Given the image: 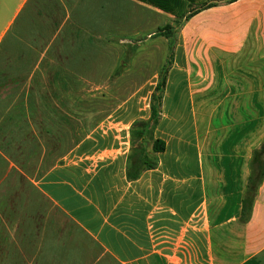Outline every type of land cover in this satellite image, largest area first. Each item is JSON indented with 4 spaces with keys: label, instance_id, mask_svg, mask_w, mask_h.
Returning a JSON list of instances; mask_svg holds the SVG:
<instances>
[{
    "label": "crops",
    "instance_id": "1",
    "mask_svg": "<svg viewBox=\"0 0 264 264\" xmlns=\"http://www.w3.org/2000/svg\"><path fill=\"white\" fill-rule=\"evenodd\" d=\"M242 5L245 16L219 22L246 23L252 48L262 51L259 65L254 50L240 65L226 58L238 48H202L205 30L193 18L178 31V48L171 52L168 40L155 35L160 27L148 34L165 40L164 60L172 61L153 134L165 150L153 154L150 144L154 168L128 181L130 127L140 117L126 122L125 112H117L122 107L106 113L104 100L89 91L103 89L113 74L118 80L141 75L153 64L148 55L159 53L143 50L140 38H127L126 26L136 16L116 24L107 0H0V45L5 42L13 65L21 59L31 74L78 75L73 87L83 95L71 104L92 113L75 120L93 122L44 176L26 178L38 194H20L14 179L0 181V264H193L196 252L199 264H264V182L250 219L239 221L252 153L264 144V0L227 6ZM120 27L115 45L110 35ZM175 73L181 75L178 86ZM176 101L189 103L188 115L164 112V102L170 107ZM14 169L9 162L8 170ZM175 251H184L183 260Z\"/></svg>",
    "mask_w": 264,
    "mask_h": 264
},
{
    "label": "trees",
    "instance_id": "2",
    "mask_svg": "<svg viewBox=\"0 0 264 264\" xmlns=\"http://www.w3.org/2000/svg\"><path fill=\"white\" fill-rule=\"evenodd\" d=\"M174 17L173 26L166 24L158 28V37L168 40L171 52L180 28L191 17L203 10L217 6L210 1L198 9L187 6L198 0H136ZM238 0H226L232 4ZM192 6V5H191ZM14 66L7 56L5 42L0 45V181L16 180L14 188L21 192L38 194L36 187L26 178L39 179L44 176L63 156L68 154L90 130L87 121L77 122V116L91 112L90 107L72 105L82 98L83 93L74 88L78 75L70 73L31 74L24 68L23 61ZM166 70L151 94L148 119H138L130 127L132 150L128 157L126 177L136 180L145 170L154 168L149 158L147 145L151 141V152L162 153L165 143L153 139L160 122L162 95L165 93ZM76 117V118H75ZM18 170H8V163ZM250 175L241 200L239 221L250 219L258 188L264 182V144L255 149L249 163ZM25 190V191H24Z\"/></svg>",
    "mask_w": 264,
    "mask_h": 264
},
{
    "label": "rangeland",
    "instance_id": "3",
    "mask_svg": "<svg viewBox=\"0 0 264 264\" xmlns=\"http://www.w3.org/2000/svg\"><path fill=\"white\" fill-rule=\"evenodd\" d=\"M108 4L113 7L111 14L115 15L116 24H121L120 21L126 15L130 17L136 16L137 22L130 21V23L126 26L128 30H130V34H128L127 38L135 39L140 38L142 42V49L143 50H152L153 52L157 51L159 54H150L148 55L150 59H152V63L150 66L145 67L147 73L144 74H130L125 75L122 78L115 79L118 74H113L111 76L110 82L104 84V88L100 90L89 91L90 95H94L95 97H100L101 100H104V105L101 106V109L104 111H108L106 113H112L118 107H122L117 112H125L128 116L127 120H131L136 117L143 118L144 120L149 116V103L151 99V94L153 92L154 85L158 82L160 73L163 70L167 71L170 68L172 61L171 59L166 58V42L163 39H155V37L150 39L148 34L156 31V27H163L168 23L173 16L166 14L160 10H150L146 6L142 8L140 6H136L130 2V0H107ZM210 1L217 2V6L213 8H209L206 10L201 11L200 13L196 14L193 18V23H197L198 27L203 28L205 32L201 35V39L203 40L205 46L202 48H207L213 50L218 49H239V52L236 53L234 56H227L231 60L239 61L240 65H246L247 58H252L253 50L255 51V60L256 65L261 64V60L259 57L262 56V51L253 49L250 42V36L247 38L246 36V27L245 22H238L239 24H232L229 25H221L220 19L224 17H239L246 15V6L242 5L240 7H229L226 4V0H198L194 4L187 6V9L190 8L198 9L199 7L203 6L205 3H209ZM150 7V6H149ZM133 8V9H130ZM136 11V12H135ZM136 13V14H135ZM132 14V15H130ZM189 19V20H190ZM199 19V20H198ZM202 29V30H203ZM118 32H115V29L112 28V32L110 35V42L113 44H118L117 40L122 38L121 27L117 29ZM126 31V29H125ZM254 31V30H253ZM157 32V31H156ZM262 32L258 31L255 32V35L258 41L261 43L262 38L260 35ZM200 37V36H199ZM198 39V38H197ZM152 44V45H150ZM179 38L176 35L174 49L178 48ZM259 45V43H257ZM149 45V46H148ZM257 45V46H258ZM203 46V45H202ZM128 47V46H127ZM118 49V48H117ZM116 49V52H117ZM141 49V48H140ZM112 52L115 50L111 49ZM165 52V53H164ZM226 58H222V60H226ZM143 60H146L143 58ZM257 61L259 63H257ZM164 64L163 68L160 69L159 73L156 74L155 71L157 69L156 66H161ZM132 71H136L133 69ZM152 71V72H151ZM151 72V73H150ZM175 79L172 82L176 83L178 86L179 78L181 77L180 74H174ZM143 85L144 88L141 90L133 89L135 86ZM131 87V88H130ZM183 86L180 85L179 88L181 89ZM181 90H178V93H181ZM171 93L175 94L176 90L171 89ZM163 96V95H162ZM164 102V112L171 108L175 110L174 112L184 113L188 115V111L190 109L189 103L179 102L171 103L170 107L168 104ZM188 117V116H187ZM91 121V120H90ZM93 124V122H88L86 125L89 128V125ZM154 134V133H153ZM151 141L147 145V149L150 148ZM189 155V153H188ZM187 155V156H188ZM36 181L37 179L34 178ZM184 251H175V255H177L181 260ZM196 257H199L198 253L196 252ZM192 255L190 258L193 264H199L198 259ZM184 264V261H182Z\"/></svg>",
    "mask_w": 264,
    "mask_h": 264
}]
</instances>
